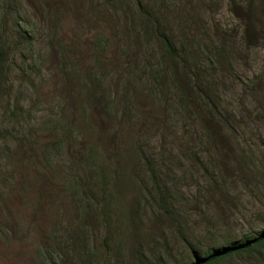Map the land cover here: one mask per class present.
Here are the masks:
<instances>
[{"label":"rangeland","instance_id":"rangeland-1","mask_svg":"<svg viewBox=\"0 0 264 264\" xmlns=\"http://www.w3.org/2000/svg\"><path fill=\"white\" fill-rule=\"evenodd\" d=\"M263 234L264 0H0V264Z\"/></svg>","mask_w":264,"mask_h":264},{"label":"trees","instance_id":"trees-1","mask_svg":"<svg viewBox=\"0 0 264 264\" xmlns=\"http://www.w3.org/2000/svg\"><path fill=\"white\" fill-rule=\"evenodd\" d=\"M162 42L168 48L169 52L173 55L174 52L170 44H168V39H165ZM262 247H264V234L260 235L254 240L247 241L243 244H237L234 247H227L225 249L213 251L212 253L208 254L205 257L200 253L193 251L194 252L193 264H219L220 262L238 253H250Z\"/></svg>","mask_w":264,"mask_h":264}]
</instances>
